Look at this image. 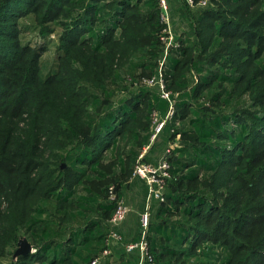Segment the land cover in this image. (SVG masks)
<instances>
[{"label":"trees","instance_id":"trees-1","mask_svg":"<svg viewBox=\"0 0 264 264\" xmlns=\"http://www.w3.org/2000/svg\"><path fill=\"white\" fill-rule=\"evenodd\" d=\"M182 5L194 38L165 58L168 101L143 83L162 57L158 0H0V264H91L104 249L114 264L113 242L129 253L145 209L140 237L125 242L109 222L118 200L130 212L116 186L139 177L132 149L148 155L163 139L168 177L163 201L148 205L144 264H264V0ZM49 42L53 65L42 59ZM153 112L165 122L151 140ZM21 237L31 252L13 259Z\"/></svg>","mask_w":264,"mask_h":264},{"label":"rangeland","instance_id":"rangeland-1","mask_svg":"<svg viewBox=\"0 0 264 264\" xmlns=\"http://www.w3.org/2000/svg\"><path fill=\"white\" fill-rule=\"evenodd\" d=\"M147 1V0H146ZM182 1V2H181ZM171 2L173 3L172 6L174 7L176 13L174 15L173 11L170 10V13L168 12L169 16L171 17L170 19L173 21L170 22V27L172 28V25L174 27V30L175 32L173 31L172 32V29L170 30V36L167 34V33H163L162 30L159 32L158 36H159V40H161L160 38H166L165 36L169 37L170 40H168V42H164V41H160L161 42V45H162V52H161V56L160 58H158L156 60V69H157V73H158V76L157 78H160L161 80H163V84L165 85L166 83V79H165V72H166V67H165V58L168 56H171L172 58L174 59H177L179 57V53L181 52V49L183 46H186L187 43H189L188 41H192L193 38H194V35H193V27H192V22H191V19L187 18V14L185 13L184 9H183V5L182 4H186L184 3L183 0H171ZM145 3V2H144ZM188 7V6H187ZM212 7H215V4H211V8ZM20 24H21V27H22V39L23 41L25 42H30L32 45H33V40H35L34 38L36 37V32L33 28V24L31 21H29V19H20ZM23 24V25H22ZM177 30V31H176ZM183 31H185L186 33H184ZM118 33V31H117ZM135 37L136 39H138V43L139 45H143V44H146L147 41L145 40L146 38L144 37L143 34H141V32H137V34H135ZM46 46H47V50L44 52L45 54H43V64H44V60H49L50 61V65H53L55 59H56V50H55V46H54V42H49V43H45ZM132 49L127 47L126 49H124L123 51H120L121 52V58L123 60H125L128 55L131 53ZM157 52H158V49H157ZM90 58L93 60L94 58L92 56H90ZM117 63V62H116ZM127 67V66H126ZM209 68H213V67H209ZM128 72H133V67L129 69ZM140 72V68L137 67L135 69V75L137 73ZM126 74H123L121 73V76L116 79L113 84L117 87L119 86V84L122 83L123 81V78L125 79V76ZM155 75H152L150 77H143V78H151V77H154ZM154 79V78H153ZM126 80L129 81V83L133 84V86H135V84H138V82L136 81H131L130 78H127L126 77ZM147 80V79H145ZM117 81V82H116ZM144 83V82H143ZM112 84V85H113ZM145 84V83H144ZM147 85V84H146ZM155 84L153 85H147V86H154ZM159 90L161 91V87H160V84H159ZM167 91L172 95V92L167 89ZM119 96L122 95L121 93L118 94ZM172 101V99H171ZM142 112L139 113V117L141 118V121H142ZM149 119H150V123H151V126H150V129H149V133L150 135L152 136L153 134H155L156 132V126L158 125L157 123V120H158V115L153 112L151 113L149 116ZM140 124V125H138ZM231 124L234 125L235 122L231 121ZM144 125L140 123H137V125H135V131L137 133H141V129H143ZM180 139H179V136H176V138L174 139L172 145H170L171 147H174V146H177L178 143H179ZM151 144V143H150ZM123 147H124V143L120 144L119 145V153L116 154V152L114 151L113 153V157L115 158L116 155H119V156H122V150H123ZM176 148V147H175ZM231 149V148H230ZM145 152L143 151L141 154H144ZM124 154V153H123ZM108 154L105 153V158L102 160L103 162H107L109 160H111L113 157H110L108 158ZM109 159V160H107ZM111 164L112 161L110 162V164H108V169L111 168ZM118 170L119 168L117 167V173H118ZM91 175V173H90ZM93 177V176H91ZM99 178L97 176H95L94 180H93V184L91 185V188L97 193L98 191H96L94 189V187L96 189H99V190H102L103 189V186H96L95 183H98L99 181ZM95 185V186H94ZM99 185V184H98ZM7 205L8 203L5 201V200H2L1 203H0V209L1 210H6L7 208ZM24 229H20V234L22 233L24 236ZM17 248V246H16ZM9 259L10 257L8 256V258H4L5 262L4 264H9Z\"/></svg>","mask_w":264,"mask_h":264},{"label":"built area","instance_id":"built-area-1","mask_svg":"<svg viewBox=\"0 0 264 264\" xmlns=\"http://www.w3.org/2000/svg\"><path fill=\"white\" fill-rule=\"evenodd\" d=\"M184 3H186L189 7H195V6H206L207 0H183ZM159 8H160V22L163 25L162 32L167 33L170 36V18L168 14V6L165 0H158ZM166 38H160L164 42H168L169 37L165 36ZM154 78V79H153ZM144 83L147 85H153L158 83L161 87V97L165 100H170V93L165 91L163 80L160 78H157L156 76L148 78L147 80H144ZM173 104H170L169 112L167 114V118L171 119L173 117ZM165 121H158V125L156 126V132L151 136V140H153L154 136L161 130L163 124ZM170 148H172L170 146ZM168 153V150H167ZM143 154H140L137 158V161L134 165L133 175L139 176L142 179H144L148 185V200L150 201L152 198L159 199L160 201H163V197L161 196V190L164 186L165 179L168 177V163L165 161V159H162L157 165H153L147 162H143L141 160ZM113 199V197H112ZM148 201V202H149ZM148 204L145 208L144 213L141 215L140 223L142 226V237L140 242L138 243H129L126 245V251L130 253V251L138 249L140 255V262L138 264H144L145 260H150V254H149V248H148V242L146 240V230L149 222V211H148ZM129 212L128 207L123 203L122 200H118L115 206V209L112 214V218H110L109 222L113 226H117L120 223L124 221L127 214ZM112 237L114 239H119V237L116 236V234L111 233ZM110 250L104 249L98 254L92 261L91 264H103V260L109 255Z\"/></svg>","mask_w":264,"mask_h":264},{"label":"crops","instance_id":"crops-1","mask_svg":"<svg viewBox=\"0 0 264 264\" xmlns=\"http://www.w3.org/2000/svg\"><path fill=\"white\" fill-rule=\"evenodd\" d=\"M169 2L171 3L170 10H172L175 15L176 11L172 6L173 3L171 2V0H169ZM168 144L169 143L167 140H161L158 146L154 147L153 150L150 149L148 155H146V153L149 149V146L144 145L142 147L137 144L138 148L132 149V152L134 154L137 152V157L143 151L146 152V158L149 159L150 162L152 161L153 163H156L155 165H157L164 158V150H166L165 148H168ZM144 183L145 182L141 177H135V179L129 178L127 182H124L122 185L118 184L116 186V189L120 190V193L123 195L126 204L130 208V212L128 213L125 220L115 229L122 236L125 242L134 241L137 240L138 237H140L139 217L141 212H143L147 204L149 205L150 202L148 200L147 188L145 187ZM119 247L120 246L116 242H113L112 248L114 251V264H135V257L136 255H138L137 252L135 251L130 254L125 253Z\"/></svg>","mask_w":264,"mask_h":264},{"label":"water","instance_id":"water-1","mask_svg":"<svg viewBox=\"0 0 264 264\" xmlns=\"http://www.w3.org/2000/svg\"><path fill=\"white\" fill-rule=\"evenodd\" d=\"M165 156H166V154H165ZM165 156H164V158H165ZM31 248H32L31 245L26 241V239L24 237H21L17 242V248L13 254V259H16L20 255H25L28 252H31Z\"/></svg>","mask_w":264,"mask_h":264}]
</instances>
